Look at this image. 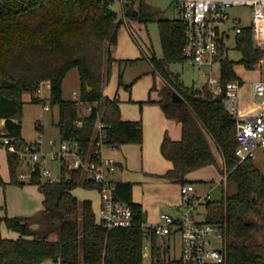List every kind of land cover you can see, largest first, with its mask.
<instances>
[{"label":"trees","instance_id":"trees-1","mask_svg":"<svg viewBox=\"0 0 264 264\" xmlns=\"http://www.w3.org/2000/svg\"><path fill=\"white\" fill-rule=\"evenodd\" d=\"M115 0H0V118L6 119V129L20 147L22 136L24 94H36L41 83L50 86V105L58 107L59 119L54 126L60 139L76 140L81 151L96 159L95 142L100 140L94 123L101 115L105 124L102 142L107 148L143 143L142 121H125L120 100L104 94L111 79L112 49L118 45L119 29L125 20L139 24L157 23L162 56L152 50L150 62L160 100L144 103L161 106L165 116L182 124V137L175 141L166 133L161 145L162 155L173 167L162 175L179 184H193L187 175L196 170L215 167L228 174L223 196L205 204L204 221L215 225L225 244L224 264H264V174L253 161L239 164L236 155L237 124L227 111L223 99L226 84L240 80L235 62L225 57L221 61L222 91L216 94L202 81L186 86L180 74L171 66L185 59V24L178 18L165 17V11L148 0H122L123 18L113 9ZM236 48L241 51L242 64L255 70L264 56L257 47L253 28L247 27L236 36ZM225 47L222 53L226 52ZM137 60H120L133 64ZM73 69L80 74V101L93 106L84 125L75 122L80 117V104L64 98V81ZM157 78L163 81L158 89ZM119 84L123 86L122 73ZM127 85L126 88H131ZM178 93L182 101H176ZM39 96L32 103H42ZM8 161L12 183H19V168L15 155ZM0 183L2 178L0 176ZM43 194V209L36 216H9L4 222L16 239L0 233V264H144L146 229L145 212L133 201V184L117 182V192L134 212V225L108 229L98 222L91 200H80L73 191L82 186L97 189L99 185L72 173L68 178L50 184L42 180L40 169L30 179ZM211 184L214 181L210 182ZM21 184H25L22 182ZM151 256L160 264L161 246L152 234ZM178 263V262H177ZM181 263V262H179Z\"/></svg>","mask_w":264,"mask_h":264},{"label":"built area","instance_id":"built-area-1","mask_svg":"<svg viewBox=\"0 0 264 264\" xmlns=\"http://www.w3.org/2000/svg\"><path fill=\"white\" fill-rule=\"evenodd\" d=\"M185 24V59L196 68L205 83L216 94L222 91L221 61L226 57L222 53L223 46L227 49L229 33L224 26L230 19V10L238 7H249L252 10V24L244 26L241 20L235 18L232 29L236 36L247 27L253 28V38L257 47L264 49V0H174ZM242 84L240 80L229 81L226 84L223 99L227 111L234 117L237 124L238 147L236 155L239 164L253 161L261 166L264 174V80L254 83L253 97L259 109L255 114H245L241 109ZM47 83H41L37 95L46 100L50 94L46 92ZM76 95V93H75ZM80 106L85 105L84 113L75 124L84 125V118L89 117L93 106L80 101V96L73 98ZM44 109L51 110L50 104H44ZM100 140L95 142L96 159L85 155L76 140L51 138L46 146L43 135L39 139L18 146L16 139L9 136L6 129V119L0 118V148L6 149L16 156L20 168L21 180L31 179L40 169L44 182L50 184L62 180L63 171L68 178L72 173H79L83 179L99 185L97 191L100 195V207L97 214L98 222L108 229L128 228L134 225V212L132 207L122 200L117 192L118 172L117 161L104 156L107 148L102 142L105 124L101 115L94 123ZM60 163L61 173L55 174L50 164ZM228 174L225 173L223 181L226 183ZM211 191L199 193L194 184L181 186V195L184 209L179 216L174 217L162 213L157 224L149 226L144 223L146 236L155 234L161 238L176 237L180 240V261L184 264H224L225 244L221 239L219 229L203 219L197 218L202 214L199 208L212 200ZM221 244L220 246H218Z\"/></svg>","mask_w":264,"mask_h":264},{"label":"rangeland","instance_id":"rangeland-1","mask_svg":"<svg viewBox=\"0 0 264 264\" xmlns=\"http://www.w3.org/2000/svg\"><path fill=\"white\" fill-rule=\"evenodd\" d=\"M148 3L165 11L166 18L173 19L179 17L177 5L175 4L174 0H148ZM113 9L119 14L120 18H123L122 0H115L113 4ZM235 18L240 19L241 23L244 26H250L252 24L251 8L238 7L231 9L230 19L224 26V28L228 30L230 36L227 42L228 50L226 52V56L229 57L230 60L235 62V70L243 82L240 92L242 112L245 114H255L258 112L259 106L257 101L253 97V87L256 81L264 80V56L263 60L255 70H247L242 64L239 63L242 59V53L236 48V34L235 31L232 29L236 22ZM126 22L130 23L125 20L120 27L122 43H120L121 47L119 48V54L125 56L124 59L130 57H143L144 51L148 52V47L145 44L143 45V38L152 41L158 54L162 55L160 32L157 23H148L147 25L141 24L138 30L140 34L139 36L138 33L135 34L134 30H132V33H134V35L129 34ZM125 39L127 42L125 41ZM128 39L130 42H128ZM150 69L151 66L147 59H141L133 65L126 63L122 64L121 71L123 75V82L126 85H133L134 96H136L137 98L143 96L147 97L150 86L149 84L151 81L150 75H148L147 73L150 71ZM171 70L177 74H180L181 80L186 86H198L202 81H204L200 76L199 71L196 68L192 67L188 61H185L181 64L172 65ZM118 79V67L116 66L115 68H112L110 85L107 88V91L109 93H114L116 91ZM80 84L81 82L79 71L77 69H73L69 72L64 81V98L73 99L76 96L79 97ZM124 89H126L127 91L130 90L129 88L121 87V95L123 94ZM74 92H76V95L74 94ZM45 93H47V95L50 94L48 90ZM36 96L38 95L30 93L24 94V99L26 103L23 107V115L21 122L23 130L22 136L26 141H35L39 139V137L42 136L44 133L45 141L47 143L50 137L58 136V129L52 125V117L54 116V114L55 117H57L58 107L51 106V110L47 111L44 109V104H50L49 98L44 100V102L42 103H32V99ZM144 102L145 101H140L138 102V105L140 107H144V105L146 104ZM84 108L85 105L80 106L81 114L84 113ZM40 123L43 124L42 128ZM123 148L124 145H122V147L117 150L118 153H120ZM8 154L9 152L6 149L0 148V176L2 178V183H0V217H3L5 214H8L10 216L12 215L23 217L36 216L43 209L42 195L40 194L36 185L29 183V178H27L26 180H21L20 168H18L17 172V180L19 183H12ZM255 164L259 168H261L259 164ZM50 168L52 169V172L57 175L61 173L60 163H52L50 164ZM207 171L209 172H207V176L205 178L207 180L208 178L217 180L214 181V183L212 184L213 186L214 184H218L215 187L212 186L213 190L211 191V198L212 200H220L223 196V191L225 189L224 184H226L223 181L224 175H222L215 167H211L210 170ZM22 182H24L25 184H21ZM203 184L206 185L207 183ZM142 193L143 192L141 187H138L136 189V196ZM154 193L158 195L161 194L160 188L158 186L155 187ZM75 194L81 199H90L94 212L98 213L99 192L97 191V189H90L80 186L75 189ZM177 205L180 206L181 210L184 209V205L182 202L177 203ZM165 211L171 212V215L174 217L179 216V212L177 210H170L168 206L162 205L160 212ZM204 211L205 206L200 207L199 212L202 215L198 216L197 218L203 219ZM0 233H2L4 236H18L16 232L10 231L7 228L4 220H0ZM156 242L157 245L161 244L159 243L158 239ZM180 245L181 244L179 241L172 242V253H175H173L172 257L179 256ZM220 245L221 244H219L218 246ZM144 252L146 253L144 264H154L152 261L151 249L147 240L145 241ZM161 252H163L162 249ZM172 257L162 253L160 257V264H180L177 260L172 259Z\"/></svg>","mask_w":264,"mask_h":264},{"label":"crops","instance_id":"crops-1","mask_svg":"<svg viewBox=\"0 0 264 264\" xmlns=\"http://www.w3.org/2000/svg\"><path fill=\"white\" fill-rule=\"evenodd\" d=\"M177 10H178V6H177ZM126 25H127V29L130 35H134V33H132V30L135 31V34L136 33L139 34L138 30L141 24H138L136 22H130V23H127ZM120 33L121 31L119 29L118 45L112 49L113 58L117 60L116 62L113 63V68H115L116 66L118 67V76L120 77V74L122 73L121 71L122 64L119 63L120 60H137L138 59L139 61L141 59H147V61L149 62L151 66L150 71L147 73L148 75H150V78H151V81L149 84L150 85L149 91H148L147 97L143 96V97L137 98L136 96H134V89L132 85V87L129 88L130 89L129 91L124 89L123 94L121 95L120 94L121 87H126L127 85L123 82V86H121L119 84V79H118L116 91L114 93H109L107 91V88L110 85V82H109V84L104 89V94L111 99H113L114 97H117L120 100L121 116L123 120L142 121L143 123V143L141 145L126 144L124 145V148L120 153H118L117 150L120 149L122 146H119V148L107 149L104 153V156L111 157L117 161L118 172L116 173L115 178L118 182L119 181L131 182L133 184V201L143 207L144 212H145L146 223L149 226H152L159 222L160 215L162 213L171 214V212H166V211L160 212L162 205L168 206L170 210H177L178 212L181 210L180 206L177 205V203L182 202L181 185L173 183L165 179L164 177H162L163 174H165L168 170H170L173 167V164L162 155L161 145H162V142L164 140L166 133H168L173 140L175 141L180 140L182 137V124L178 121L167 118L161 106L158 104L146 103L144 107H140L138 105V102L140 101L146 102L148 101L149 98H151L154 101L160 100V96L157 91L151 92V89L155 83V77L153 75L154 69L150 62V56H151L152 50H155L156 54L159 57H161L162 55L158 54L152 41H149L143 38L142 40L143 45L145 44L148 47V52L144 51L143 57H130V58L124 59L125 56H122L119 54L120 52L119 48L121 47L120 43H122ZM129 39H128V42H130ZM133 64H130V65H133ZM122 81H123V75H122ZM157 84L159 86L158 89H161L163 87V81L160 78H157ZM47 90L50 92V86L48 83H47L46 92ZM75 93L76 92H74V94ZM58 119H59V109H58L57 117H55V114L52 117L53 126H54L53 124L54 121L56 122L58 121ZM40 124L42 128L43 124L42 123ZM44 135L45 134L43 133L44 143L47 146L48 142L46 143ZM51 138H56L57 140L60 139L59 130H58V136L57 137L52 136L48 139V141ZM27 142H32V141H27ZM210 168L211 167H206V168L196 170L194 172L189 173L186 177L187 180L191 181L195 185L199 193L204 194L210 190H213V187L218 185V184H214L213 186L212 184H210L211 181H217V180H214L211 178L210 179L208 178L207 180L205 178L207 176L206 175L207 172H209L207 170H210ZM203 183H207V184L204 185ZM157 186L160 188V191H161L160 195L154 193V189ZM138 187H141L143 193L136 196V189ZM73 193L75 196H77L75 194V190L73 191ZM40 194L42 195V198L44 200L43 194L41 192ZM79 199L85 200L88 198H84V199L79 198ZM99 207H100V195H99ZM9 216L10 215L5 214L3 217H0V220L4 219L5 217H9ZM1 235L4 238H12V239H16L17 237H19L18 234H17L18 236L16 237L4 236L2 233ZM158 240H159V243H161L159 246L162 247L161 248L163 250L162 253L166 254L167 256H171V257L173 256V253H174V252L172 253V250H173L172 242H177V241L180 242V240L176 237H171V238L170 237L169 238L158 237ZM147 241L149 243V246L151 247V239L148 238ZM179 253L181 254V246H180ZM180 254L178 257H172V259L177 260L178 262H181ZM144 255L146 257V253ZM43 264H57V263H52L51 261H47V262H44ZM180 264H184V263L181 262Z\"/></svg>","mask_w":264,"mask_h":264},{"label":"water","instance_id":"water-1","mask_svg":"<svg viewBox=\"0 0 264 264\" xmlns=\"http://www.w3.org/2000/svg\"><path fill=\"white\" fill-rule=\"evenodd\" d=\"M173 96H174V99L176 101H182L183 100L182 97L178 93H174ZM116 148H119V146H117Z\"/></svg>","mask_w":264,"mask_h":264}]
</instances>
